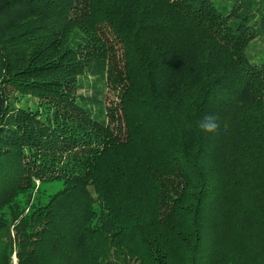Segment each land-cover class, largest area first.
Segmentation results:
<instances>
[{
  "label": "trees",
  "instance_id": "16d2710c",
  "mask_svg": "<svg viewBox=\"0 0 264 264\" xmlns=\"http://www.w3.org/2000/svg\"><path fill=\"white\" fill-rule=\"evenodd\" d=\"M240 6L0 0V264L12 243L18 264H264V63L246 55L264 0ZM88 76L108 108L77 93ZM239 128L256 142L222 153ZM54 180L22 217L21 197Z\"/></svg>",
  "mask_w": 264,
  "mask_h": 264
},
{
  "label": "rangeland",
  "instance_id": "374dc122",
  "mask_svg": "<svg viewBox=\"0 0 264 264\" xmlns=\"http://www.w3.org/2000/svg\"><path fill=\"white\" fill-rule=\"evenodd\" d=\"M213 4L216 6L218 11L223 14L227 15L231 12L233 8H237L238 11L241 13H246L247 10L244 9V6H240L242 0H211ZM254 12L250 13L248 16L249 21L244 23L250 24L252 21L251 15ZM248 14V13H247ZM246 55L249 59V61L253 64L259 65L264 63V36H258L250 43L248 44V47L246 49ZM80 84H82L81 88L78 90V94L81 95L82 97L90 98L92 95V92H97L98 95V100L101 101V104L103 107L108 108L110 106V103L112 101H115L114 94L109 91V89L105 86V83L97 82L94 80V77L88 76L87 78H80ZM6 91L9 95V99L14 102L13 106H28L31 108H34L37 105V102L33 98H22L20 99V95L16 94L10 87L6 86ZM18 95V96H17ZM14 96H17V100L14 101L12 98ZM90 107L97 111V106L95 105H90ZM258 112L254 111V114H257ZM103 118V117H102ZM262 120V119H261ZM236 124V123H235ZM239 125V124H238ZM237 128V127H236ZM243 129L238 130V132L243 133V135H238L234 138V143L228 148V142L224 138L222 141H220L221 146L223 147L222 153H232L235 149L236 146L242 143L246 144H252L256 142V139L250 135L251 140L249 139V135H244V134H254L252 132H244L242 131ZM235 152V151H234ZM260 167H263L264 164H259ZM63 187L61 181H35L34 182V188L28 193L26 192L25 195L21 197V200L19 201V205L23 211V216H28L30 214V211L33 207L41 206L44 205L47 201L48 198L59 191ZM19 207V206H18ZM19 209L17 210H10L9 212H5L4 214V221L8 223L10 227V233L12 236V241L15 239L16 236V226L19 227L18 221L16 220L14 222V213H18ZM22 229V228H21ZM16 246L14 243H12V248L10 251V263L11 264H18V260L16 257ZM113 264H136L130 262L128 259L125 257L116 255L113 257Z\"/></svg>",
  "mask_w": 264,
  "mask_h": 264
},
{
  "label": "clouds",
  "instance_id": "9594fccd",
  "mask_svg": "<svg viewBox=\"0 0 264 264\" xmlns=\"http://www.w3.org/2000/svg\"><path fill=\"white\" fill-rule=\"evenodd\" d=\"M198 127L203 132L212 133L219 127L218 118L214 115H206L199 121Z\"/></svg>",
  "mask_w": 264,
  "mask_h": 264
}]
</instances>
